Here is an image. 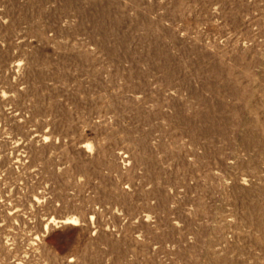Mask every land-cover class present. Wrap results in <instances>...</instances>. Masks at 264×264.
<instances>
[{"label": "rangeland", "instance_id": "1", "mask_svg": "<svg viewBox=\"0 0 264 264\" xmlns=\"http://www.w3.org/2000/svg\"><path fill=\"white\" fill-rule=\"evenodd\" d=\"M0 264H264V0H0Z\"/></svg>", "mask_w": 264, "mask_h": 264}]
</instances>
